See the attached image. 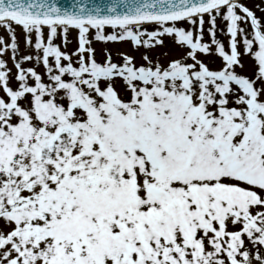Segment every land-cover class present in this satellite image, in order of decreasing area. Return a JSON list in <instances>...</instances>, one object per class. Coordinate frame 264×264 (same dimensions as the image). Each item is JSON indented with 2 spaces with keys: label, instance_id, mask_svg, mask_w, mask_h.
I'll return each instance as SVG.
<instances>
[{
  "label": "snow or ice",
  "instance_id": "obj_1",
  "mask_svg": "<svg viewBox=\"0 0 264 264\" xmlns=\"http://www.w3.org/2000/svg\"><path fill=\"white\" fill-rule=\"evenodd\" d=\"M205 15L224 61L218 70L197 59L212 52L202 41ZM217 16L230 53L215 38ZM183 20L199 31L178 27ZM249 21L252 38L241 26ZM14 24L29 46L35 37L50 82L22 67L32 56L15 59ZM0 26L11 40L0 36V264H264V18L241 0H0ZM105 26L118 32L106 35ZM70 28L78 66L56 43L61 35L67 43ZM93 29L99 40L145 46L170 34L190 46L193 63L97 62ZM240 36L253 77L235 70Z\"/></svg>",
  "mask_w": 264,
  "mask_h": 264
},
{
  "label": "rangeland",
  "instance_id": "obj_2",
  "mask_svg": "<svg viewBox=\"0 0 264 264\" xmlns=\"http://www.w3.org/2000/svg\"><path fill=\"white\" fill-rule=\"evenodd\" d=\"M245 6L249 7L253 12L256 13L258 18H264V0H243L242 1ZM178 27H184L186 30H192L194 32V35L199 31V24L193 25L190 21H182L177 24ZM245 31L248 34L249 38H252L253 29L251 28L250 21L248 23H243L241 25ZM14 27V26H13ZM211 27L207 15L205 16V22L203 26V37L202 41L204 43H209L212 47L211 53H203L202 51H197V59L200 61L206 63L210 69L218 70L221 67H223L224 61L222 57L215 52V45L212 44V36L209 33L208 29ZM160 27H158L159 29ZM17 37V43L19 50L16 53V60H19L21 56L23 55H30L33 57L32 60L29 61H23L22 67L28 68L33 67L35 70L41 74L43 82L48 83L49 78L47 74V69L45 68L42 61L38 62L35 59V56L38 54V50L34 47L35 37H33V45L29 46L25 42V32H22V30L18 29L17 27H14ZM46 31V30H45ZM113 32L104 30V34H111ZM0 36H3L5 41L8 43H11L10 40V34L9 32L2 26H0ZM215 38L219 40L221 43L224 44L225 50L230 53V34L227 32V26L226 21L222 16H217V25H216V36ZM159 39L162 41V43L145 46V45H132L129 41L123 39V40H108L103 41L99 40L95 36V32H90L89 34V40L91 41V47L95 50L94 56L97 62L104 63L105 59L111 57L114 63L117 64H123L124 63V57H121V54H129L130 56L134 57V63L136 66H140V64L144 66H148L149 61L152 62V64L159 63L160 65L167 67L168 63L172 59H181L183 58L185 62L187 63H193L192 59L187 56V52L190 50V48L186 47V44H180L178 41L174 39V37L170 34H162ZM238 39V50L240 51L241 55L239 57L240 59V65L235 66V70L244 75H248L249 77H253V73L255 71L256 62L254 58L246 53L244 51L243 47V37L240 36ZM56 43H58L61 46V49L64 51H68L72 56V62L74 66H78V58L76 55V48L79 45V39H78V30L77 29H70L69 33L67 35V43L64 42V37L61 35L56 39ZM39 55L42 56V51L39 52ZM87 55V54H85ZM147 56V60L145 57ZM3 58L7 61V67L10 70L9 72V83L12 87L18 86V81L16 79L17 75V69L15 67V62L12 58V51L11 49H8L6 53L3 55ZM50 63L54 64V57H49ZM65 63L67 61H64ZM242 65V66H241ZM66 79H70V74H65ZM30 83H34V80H30ZM113 86L117 89V91L122 96H127L129 90L127 89V86L125 82L122 79H114ZM258 87L259 83L257 84ZM0 94H3L2 91H0ZM63 94L61 93V96L58 97V99H62ZM3 226V223L0 222V227ZM229 230H236L239 228V225L233 226L229 224ZM246 245L250 248H252V245L248 242L247 238L245 237ZM262 250H264V246H258ZM253 250V254H254Z\"/></svg>",
  "mask_w": 264,
  "mask_h": 264
}]
</instances>
